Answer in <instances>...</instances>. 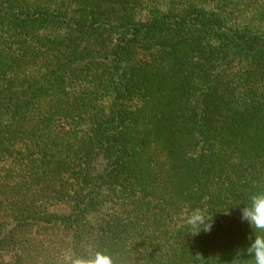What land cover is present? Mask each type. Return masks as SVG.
Returning <instances> with one entry per match:
<instances>
[{"label": "trees", "instance_id": "trees-1", "mask_svg": "<svg viewBox=\"0 0 264 264\" xmlns=\"http://www.w3.org/2000/svg\"><path fill=\"white\" fill-rule=\"evenodd\" d=\"M257 193L264 0H0V264H229Z\"/></svg>", "mask_w": 264, "mask_h": 264}, {"label": "clouds", "instance_id": "clouds-1", "mask_svg": "<svg viewBox=\"0 0 264 264\" xmlns=\"http://www.w3.org/2000/svg\"><path fill=\"white\" fill-rule=\"evenodd\" d=\"M240 220L249 227L248 245L236 249L229 264H264V193L251 196L248 204L240 208ZM188 223L193 237L201 232L211 233L214 228L213 220L208 221L200 215H195ZM71 264H113V261L108 254L98 252L88 258L75 257Z\"/></svg>", "mask_w": 264, "mask_h": 264}, {"label": "rangeland", "instance_id": "rangeland-1", "mask_svg": "<svg viewBox=\"0 0 264 264\" xmlns=\"http://www.w3.org/2000/svg\"><path fill=\"white\" fill-rule=\"evenodd\" d=\"M141 1V0H137ZM171 2H162V8L161 11L163 13H167L170 7ZM167 10V12H166ZM150 10L149 8L146 9L142 14L141 21L146 22L148 17H150ZM183 50L181 46L176 44V51L174 53L175 55V61H170L167 63H161L159 67H151L144 63V66L141 67L136 71V79L138 82V85L140 87V91L153 97V98H161L165 99L167 96H171L179 91L177 87H173L171 83V74L167 76V73H175V69L177 68V63L179 58L181 57L182 53L180 51ZM180 82V81H178Z\"/></svg>", "mask_w": 264, "mask_h": 264}]
</instances>
